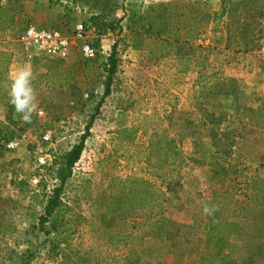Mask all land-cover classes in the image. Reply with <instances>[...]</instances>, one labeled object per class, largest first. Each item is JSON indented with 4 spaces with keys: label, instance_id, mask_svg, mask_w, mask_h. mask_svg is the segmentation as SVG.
I'll list each match as a JSON object with an SVG mask.
<instances>
[{
    "label": "rangeland",
    "instance_id": "1",
    "mask_svg": "<svg viewBox=\"0 0 264 264\" xmlns=\"http://www.w3.org/2000/svg\"><path fill=\"white\" fill-rule=\"evenodd\" d=\"M15 1L21 14L0 30V51L9 55L6 71L0 67V264H199L208 253L264 263V213L253 222L252 210L241 204L244 180L264 177V124L255 122L264 121L255 118L264 110V0H0V7L15 8ZM173 3L182 11L192 6L178 25L180 34L195 20L200 24L195 41L183 49L199 63L175 85L173 59L149 62L144 49L145 38L165 35V8ZM91 18L114 30L100 34ZM78 23L99 49L93 59L82 55L74 38ZM28 24L61 30L72 43L69 56L49 58L26 48L20 34ZM114 44L117 68L102 99L105 53ZM25 63L33 67L37 92L31 123L15 113L7 92L9 75ZM142 114L150 117L140 122L134 140L162 131L181 159V181L161 202L174 222L167 232L161 227L162 236L147 225L155 208L111 212L99 199L130 173L113 140L117 129ZM91 120L61 194L64 210L53 225H41L44 193L56 181L50 164L38 165L39 150L54 158L71 149ZM48 129L55 136L44 143ZM8 139L18 146L6 149ZM211 219L230 224L225 244L207 237ZM129 234L130 241L111 243Z\"/></svg>",
    "mask_w": 264,
    "mask_h": 264
},
{
    "label": "trees",
    "instance_id": "2",
    "mask_svg": "<svg viewBox=\"0 0 264 264\" xmlns=\"http://www.w3.org/2000/svg\"><path fill=\"white\" fill-rule=\"evenodd\" d=\"M16 7L9 6L0 7V30L12 21L14 15H20L21 5L19 1H15ZM190 10L182 11L178 8V3L169 4L165 8V35L156 37H147L146 57L149 62L157 63L159 61L173 59V85L179 82V79L190 68L192 63H199V59L194 54L183 51L184 47L191 46V42L195 41L196 30L200 26L199 20H195V24L187 28L183 34L178 31V25L182 19L188 17V13L192 10V6L188 5ZM192 16V15H191ZM91 24L100 34H106L108 31L114 30L112 23L99 22L96 18H91ZM144 40V39H143ZM0 67L6 71L9 65V55L0 51ZM118 57L116 54V45L111 48V52L106 58L103 65L107 74L104 84L102 99L107 97L111 92L112 78L116 72ZM3 70V71H4ZM158 116L157 112L152 113ZM257 115L264 116V110H256ZM150 115L142 114L136 122L128 127L117 129L116 137L113 140V149L119 153L127 164H131L132 168L125 178L121 179L116 188H112L109 193L103 192L99 195L101 204L107 211L118 212L133 211L138 209L155 208L153 218L148 219L147 225L151 232L158 230L159 236H162L161 227L164 226L163 232L170 230L165 227L168 224L174 225V222L163 214L161 202L166 196V192H170L171 186H176L182 178L180 173L181 159L177 152L174 142L162 131L154 129L148 135L146 141L138 143L135 141L136 134L139 130L140 122L149 118ZM92 120L86 124L85 131L79 142L73 145L71 149L60 151L54 154V158L48 167L56 183L51 189L44 193L46 203L44 212L39 217V223L44 225L46 222L56 220L57 216L64 210L61 194L64 190L66 181L72 176L75 163L78 161L81 151L84 147V140L88 136ZM257 124H264V121L257 119ZM156 124H151L154 128ZM3 138V135L1 136ZM244 194L241 204L246 210H252L253 222L260 220V215L264 213V177H248L244 180ZM264 223V222H263ZM230 224L227 221L211 219L207 230V237L215 239L221 244H225L232 235ZM131 235H120L114 237L111 243L130 241ZM114 264H121L114 261ZM199 264H264L253 261L240 262L230 255H218L214 253L205 254Z\"/></svg>",
    "mask_w": 264,
    "mask_h": 264
},
{
    "label": "built area",
    "instance_id": "3",
    "mask_svg": "<svg viewBox=\"0 0 264 264\" xmlns=\"http://www.w3.org/2000/svg\"><path fill=\"white\" fill-rule=\"evenodd\" d=\"M87 27L84 23L75 25L74 38L80 41V51L87 59L97 57L99 49L92 42L86 39ZM22 44L36 54L47 56L49 58L66 59L72 49V43L68 36L57 28L44 27L36 24L26 25L20 34ZM55 136V130L48 129L41 136L44 143H51ZM18 146V142L13 139L4 141V147L12 150ZM48 154L42 149L39 150L37 163L39 166H48ZM34 183L37 179L32 180Z\"/></svg>",
    "mask_w": 264,
    "mask_h": 264
},
{
    "label": "clouds",
    "instance_id": "4",
    "mask_svg": "<svg viewBox=\"0 0 264 264\" xmlns=\"http://www.w3.org/2000/svg\"><path fill=\"white\" fill-rule=\"evenodd\" d=\"M34 79L33 67L27 63L17 67L8 78L9 103L24 123H31L38 107ZM208 211L205 209V212Z\"/></svg>",
    "mask_w": 264,
    "mask_h": 264
},
{
    "label": "bare ground",
    "instance_id": "5",
    "mask_svg": "<svg viewBox=\"0 0 264 264\" xmlns=\"http://www.w3.org/2000/svg\"><path fill=\"white\" fill-rule=\"evenodd\" d=\"M52 158H53V156L48 154V157H47L48 164L47 165L51 164L50 162H51Z\"/></svg>",
    "mask_w": 264,
    "mask_h": 264
},
{
    "label": "crops",
    "instance_id": "6",
    "mask_svg": "<svg viewBox=\"0 0 264 264\" xmlns=\"http://www.w3.org/2000/svg\"><path fill=\"white\" fill-rule=\"evenodd\" d=\"M104 40L103 39H101L100 41H99V44H102V42H103ZM104 47V45L102 44V45H100L99 46V48H103ZM108 47H106V49H107ZM103 51H101V53H102ZM105 54H109V53H105Z\"/></svg>",
    "mask_w": 264,
    "mask_h": 264
}]
</instances>
